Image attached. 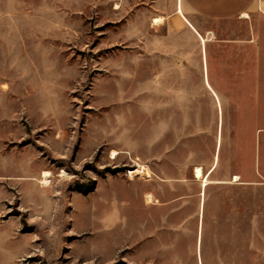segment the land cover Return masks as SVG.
I'll use <instances>...</instances> for the list:
<instances>
[{"label":"rangeland","instance_id":"374dc122","mask_svg":"<svg viewBox=\"0 0 264 264\" xmlns=\"http://www.w3.org/2000/svg\"><path fill=\"white\" fill-rule=\"evenodd\" d=\"M72 3L60 0V25L78 32L52 40L38 98L21 87L18 66L6 104L0 86V113H10L0 119V264H158L147 255L154 228H203V252L214 248L207 264H264V120L242 90H229L226 55L208 66L218 101L197 47L171 54L157 40L150 53L145 38L117 37L113 7L101 8L104 22L97 8L69 22L70 9L83 10ZM245 27L219 25L237 35ZM129 228L150 234L132 248ZM179 240L172 234L173 246ZM194 242L187 233L182 245ZM184 262L172 260L195 258Z\"/></svg>","mask_w":264,"mask_h":264},{"label":"crops","instance_id":"0c3cea01","mask_svg":"<svg viewBox=\"0 0 264 264\" xmlns=\"http://www.w3.org/2000/svg\"><path fill=\"white\" fill-rule=\"evenodd\" d=\"M72 1V7L82 6L83 10L70 9L67 12L69 22H85L94 8L98 9L97 22H104L106 19L103 17L106 16V12L101 11V8L113 7L115 30L120 33L117 37L145 38L150 53L151 51L155 53L157 40L162 41L165 49L168 46L171 54H178L188 45L197 47L205 79L207 74L209 86L207 81L206 86L218 101L219 98L215 91L218 86L210 84L208 66H211V56L214 57L212 63L216 65L222 62L218 57L222 54L226 55L225 66H230L229 69L233 74L232 78H229L231 81L228 85L229 90H237V92L242 90L243 103L248 99V102L257 105L258 120H264V0ZM60 6V0H33L31 2L29 0H0V86L3 87L1 93L4 97V104H6L5 99L10 97L8 90L12 83L11 73L16 71L15 66H18L21 87L26 91L34 90V93L29 95H33L36 100L38 98L37 88L42 84L44 71L42 66H47L48 70L50 66V71H52V63L49 65L46 61L49 56H52L53 47L56 52L58 49L57 44L53 46L52 40H58L60 32L64 33V28L69 37H75V33L78 32L73 26L60 25ZM30 7L48 9L46 11L33 9V13H29L28 8ZM159 18L162 21L156 23L155 21ZM227 22H241L246 26L245 30L241 35L235 32L223 33L219 25ZM43 39L51 40L45 48L42 44ZM205 61L207 70L204 66ZM9 114L8 112L6 116L5 113H0V119H9ZM259 132L260 137H263L264 129L260 128ZM219 145L220 143L218 150ZM214 165L217 167V160ZM213 171L215 170L211 171L212 174ZM233 176L239 177L236 181L239 186L247 185L244 173L237 172ZM111 198L112 196L103 197L102 200L107 202ZM141 200H144V197ZM168 200H170L169 194ZM186 229L154 228L157 240L153 252L148 251L147 255L153 256L158 264H172V260H178L180 263L183 258L186 263L188 257H194L195 264H201V260L202 264H207V261L214 256V248L210 246L209 252H203V228L195 230L190 228L188 231ZM128 231L130 232L128 242L132 248L134 243L140 244V234L143 232L150 234L149 228H129ZM187 233L195 237L194 246L189 249L182 245L186 241ZM172 234L179 235L180 242L176 246H173ZM218 256L222 257V252L216 254L217 259Z\"/></svg>","mask_w":264,"mask_h":264},{"label":"bare ground","instance_id":"6f19581e","mask_svg":"<svg viewBox=\"0 0 264 264\" xmlns=\"http://www.w3.org/2000/svg\"><path fill=\"white\" fill-rule=\"evenodd\" d=\"M161 21H162L161 18H159V19H157L155 22H156V23H160ZM118 155H119V153L114 151V152L112 153L113 159H116ZM137 173L140 174L141 171L138 169V172H137ZM130 175H131V177H133V176H132L133 173H131ZM195 175H196L197 180H201V181H203L205 187L208 185V180H207V178L205 177V175H204V173H203V170H202L200 167H198V168L195 169ZM51 176H52V173H51V172H49V171L44 172V173H43V180L40 181V184H42L43 187H45V188H46V187H49V186H50V179H51ZM237 179H238V177H237L235 180L237 181ZM147 199H148V201L151 202V201H152V200H151V199H152V196H151V195H148V196H147Z\"/></svg>","mask_w":264,"mask_h":264}]
</instances>
